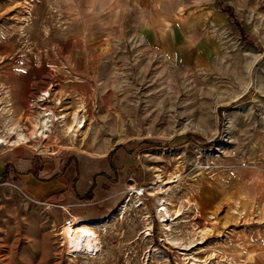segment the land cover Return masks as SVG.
I'll use <instances>...</instances> for the list:
<instances>
[{"label":"rangeland","instance_id":"374dc122","mask_svg":"<svg viewBox=\"0 0 264 264\" xmlns=\"http://www.w3.org/2000/svg\"><path fill=\"white\" fill-rule=\"evenodd\" d=\"M168 6L158 35L137 0H0V165L24 146L122 170L76 203L0 171V264H264V0ZM44 110L52 134L17 141ZM71 213L91 227L73 258Z\"/></svg>","mask_w":264,"mask_h":264},{"label":"crops","instance_id":"0c3cea01","mask_svg":"<svg viewBox=\"0 0 264 264\" xmlns=\"http://www.w3.org/2000/svg\"><path fill=\"white\" fill-rule=\"evenodd\" d=\"M137 1L143 16L139 24L154 27L155 32L162 35L165 29L164 18H172L169 0ZM172 8L174 11L179 10L175 3ZM15 151L14 159L0 165V171L12 175L20 187L35 199L76 203L75 200H81L80 195L91 189L95 198L102 189H113L115 184L122 181V170L116 162L117 154L111 151L104 155L68 152L43 154L24 146H17Z\"/></svg>","mask_w":264,"mask_h":264},{"label":"bare ground","instance_id":"6f19581e","mask_svg":"<svg viewBox=\"0 0 264 264\" xmlns=\"http://www.w3.org/2000/svg\"><path fill=\"white\" fill-rule=\"evenodd\" d=\"M81 106V105H80ZM82 109L79 110L80 113ZM55 113L50 110H44L43 117L39 121L36 120V122L32 123L33 127L31 128V132L26 134L22 131L17 132V141H24L29 140V138L33 137L35 134L41 135V136H48L50 133L52 134V120L54 119ZM78 114H75L73 117V124L69 126L66 131L71 132L73 127L81 126L83 119L77 120ZM37 128H41L40 131L37 132ZM80 128V127H79ZM51 131V132H50ZM38 133V134H37ZM40 136V137H41ZM6 142V139L3 136H0V144H4ZM16 142V141H15ZM130 192L133 193L132 190ZM163 198L159 197L158 202L159 205L156 209L157 216L159 219H163L165 216H167L168 210L163 204ZM60 235L62 237V241L64 243V250L66 254L69 255V257L73 258V254L78 253H87L89 251L90 245H91V227L89 222L84 219L81 216L73 215L70 219V221L66 222L64 227H62ZM67 255V256H68ZM187 264H196L194 261H189Z\"/></svg>","mask_w":264,"mask_h":264},{"label":"trees","instance_id":"16d2710c","mask_svg":"<svg viewBox=\"0 0 264 264\" xmlns=\"http://www.w3.org/2000/svg\"><path fill=\"white\" fill-rule=\"evenodd\" d=\"M225 10L229 11L231 14L233 13V6L232 5H225ZM81 199L85 200V201H91L94 199V192L93 189L89 190L87 193L82 194L79 196Z\"/></svg>","mask_w":264,"mask_h":264},{"label":"built area","instance_id":"2783aa9c","mask_svg":"<svg viewBox=\"0 0 264 264\" xmlns=\"http://www.w3.org/2000/svg\"><path fill=\"white\" fill-rule=\"evenodd\" d=\"M132 191L141 196V195H144L145 191H146V186L145 185H135V187L132 188Z\"/></svg>","mask_w":264,"mask_h":264}]
</instances>
